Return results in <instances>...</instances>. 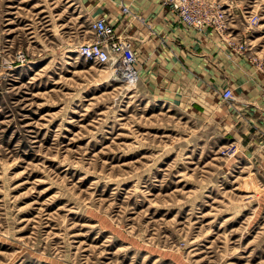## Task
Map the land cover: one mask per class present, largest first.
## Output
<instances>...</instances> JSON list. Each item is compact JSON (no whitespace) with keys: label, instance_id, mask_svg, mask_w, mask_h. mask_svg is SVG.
Returning a JSON list of instances; mask_svg holds the SVG:
<instances>
[{"label":"rangeland","instance_id":"1","mask_svg":"<svg viewBox=\"0 0 264 264\" xmlns=\"http://www.w3.org/2000/svg\"><path fill=\"white\" fill-rule=\"evenodd\" d=\"M209 1L224 27L197 32L264 98V0ZM93 3L0 0V264H264V149L222 121L234 86L202 108L128 85L80 53Z\"/></svg>","mask_w":264,"mask_h":264},{"label":"crops","instance_id":"2","mask_svg":"<svg viewBox=\"0 0 264 264\" xmlns=\"http://www.w3.org/2000/svg\"><path fill=\"white\" fill-rule=\"evenodd\" d=\"M122 5L129 6L132 13L125 15ZM92 8L95 15L102 13L119 32L132 38L135 51L145 56L140 75L151 93L202 98L203 103H190L212 108L221 103L218 90L232 84L237 94L233 105L241 111L243 121L240 123L239 110L230 106L224 109L222 121L239 126V138L248 149H264L260 80L254 72H243L230 60L228 45L217 35L209 31L200 35L185 27L161 0H94Z\"/></svg>","mask_w":264,"mask_h":264},{"label":"built area","instance_id":"3","mask_svg":"<svg viewBox=\"0 0 264 264\" xmlns=\"http://www.w3.org/2000/svg\"><path fill=\"white\" fill-rule=\"evenodd\" d=\"M162 3L177 17L182 25L187 28L203 32L209 27L223 28L215 18L216 8L209 0H161ZM125 15L131 14V8L122 5ZM90 31L94 39L83 43L80 53L86 58L102 65L112 63L115 67L120 64L127 72L128 77L140 78L141 61L131 43L123 38V33L117 30L106 17H100L90 23ZM223 102H233L235 93L233 88H225L220 93Z\"/></svg>","mask_w":264,"mask_h":264},{"label":"bare ground","instance_id":"4","mask_svg":"<svg viewBox=\"0 0 264 264\" xmlns=\"http://www.w3.org/2000/svg\"><path fill=\"white\" fill-rule=\"evenodd\" d=\"M120 68L122 69V67H121V65L120 64H117V66H112V68L110 69V70H112V71H114V72H117L120 76H122L123 77V79H124V81L123 82H125V83H127L128 85H129V83L131 84V85H134V84H136V79H134V78H131V77H128V75H127V72L126 71H124V70H120ZM122 71V73H120ZM122 74V75H121ZM124 74V75H123ZM126 76V77H125ZM129 82V83H128Z\"/></svg>","mask_w":264,"mask_h":264}]
</instances>
